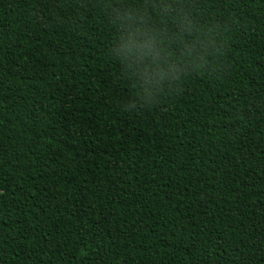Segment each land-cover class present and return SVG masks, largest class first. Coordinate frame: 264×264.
<instances>
[{"label":"trees","instance_id":"16d2710c","mask_svg":"<svg viewBox=\"0 0 264 264\" xmlns=\"http://www.w3.org/2000/svg\"><path fill=\"white\" fill-rule=\"evenodd\" d=\"M173 2L221 52L130 112L100 0H0V264H264V0Z\"/></svg>","mask_w":264,"mask_h":264},{"label":"clouds","instance_id":"9594fccd","mask_svg":"<svg viewBox=\"0 0 264 264\" xmlns=\"http://www.w3.org/2000/svg\"><path fill=\"white\" fill-rule=\"evenodd\" d=\"M114 31L108 55L120 65L128 83L125 111L140 112L171 95L188 70H207L221 52L217 39L222 25L201 24L173 0H100ZM156 17L164 18L159 24ZM171 18L175 28L167 27ZM227 30V27H224Z\"/></svg>","mask_w":264,"mask_h":264}]
</instances>
